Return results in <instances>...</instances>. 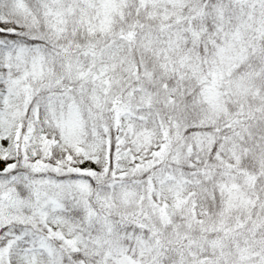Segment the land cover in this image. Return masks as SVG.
Wrapping results in <instances>:
<instances>
[{
	"label": "snow or ice",
	"instance_id": "snow-or-ice-1",
	"mask_svg": "<svg viewBox=\"0 0 264 264\" xmlns=\"http://www.w3.org/2000/svg\"><path fill=\"white\" fill-rule=\"evenodd\" d=\"M0 264H264V0H0Z\"/></svg>",
	"mask_w": 264,
	"mask_h": 264
}]
</instances>
